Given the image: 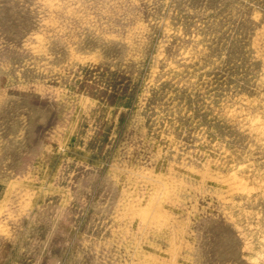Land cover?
Masks as SVG:
<instances>
[{"label": "rangeland", "instance_id": "obj_1", "mask_svg": "<svg viewBox=\"0 0 264 264\" xmlns=\"http://www.w3.org/2000/svg\"><path fill=\"white\" fill-rule=\"evenodd\" d=\"M0 264H264V0H0Z\"/></svg>", "mask_w": 264, "mask_h": 264}]
</instances>
